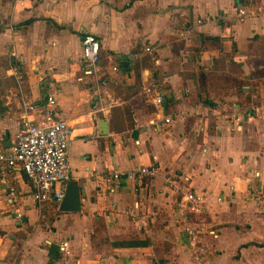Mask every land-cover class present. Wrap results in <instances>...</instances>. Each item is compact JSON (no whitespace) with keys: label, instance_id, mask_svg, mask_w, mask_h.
<instances>
[{"label":"crops","instance_id":"1","mask_svg":"<svg viewBox=\"0 0 264 264\" xmlns=\"http://www.w3.org/2000/svg\"><path fill=\"white\" fill-rule=\"evenodd\" d=\"M82 31L99 43L98 88L81 71ZM262 37L264 0H0V147L23 102L54 95L79 191V210L59 211L19 170L0 182V264H264ZM175 178L204 195L199 212L178 207Z\"/></svg>","mask_w":264,"mask_h":264},{"label":"built area","instance_id":"2","mask_svg":"<svg viewBox=\"0 0 264 264\" xmlns=\"http://www.w3.org/2000/svg\"><path fill=\"white\" fill-rule=\"evenodd\" d=\"M244 14L242 8L236 9L237 19H241ZM197 22H199L198 19ZM181 34L183 39L188 40V30H184ZM144 49L146 52H151L149 47ZM79 53L82 74L92 78L95 88L103 86L106 79L97 76L99 43L90 32H81ZM13 73L19 76L16 70ZM145 91L151 92V89L145 88ZM161 101V91L154 90L152 103L159 106ZM54 106L55 97L52 94L48 95L45 103L40 106L33 105L30 101L23 102L20 130L14 135L8 147H0V182L11 185L7 176L14 170L21 171L31 187V199L38 203L43 201L59 203L65 183L69 179L66 150L69 145L70 129L64 120L55 116ZM163 122H168V118H164L163 121L151 120L145 126V130L157 131L161 129ZM154 171L151 165L139 166L133 171L106 173L102 175V179L110 187V185H119L126 178L151 176ZM177 181L178 178H175L169 182L179 193L178 207L195 213L199 212L202 203L206 200L204 195L187 189L181 185V181ZM7 190V194L12 198L13 188L7 186ZM216 199L219 200L220 197ZM19 216L16 212L15 217L19 218ZM185 231L193 238L195 233L193 228H185ZM61 250L66 252L65 243L61 246Z\"/></svg>","mask_w":264,"mask_h":264},{"label":"water","instance_id":"3","mask_svg":"<svg viewBox=\"0 0 264 264\" xmlns=\"http://www.w3.org/2000/svg\"><path fill=\"white\" fill-rule=\"evenodd\" d=\"M59 211H77L79 210V191L77 184L73 180L65 183L63 196L58 203Z\"/></svg>","mask_w":264,"mask_h":264},{"label":"trees","instance_id":"4","mask_svg":"<svg viewBox=\"0 0 264 264\" xmlns=\"http://www.w3.org/2000/svg\"><path fill=\"white\" fill-rule=\"evenodd\" d=\"M262 38H264V37H262ZM263 40H264V39H263ZM263 40H262V41H263ZM258 41H259V40H258Z\"/></svg>","mask_w":264,"mask_h":264},{"label":"rangeland","instance_id":"5","mask_svg":"<svg viewBox=\"0 0 264 264\" xmlns=\"http://www.w3.org/2000/svg\"><path fill=\"white\" fill-rule=\"evenodd\" d=\"M262 44H264V42Z\"/></svg>","mask_w":264,"mask_h":264}]
</instances>
